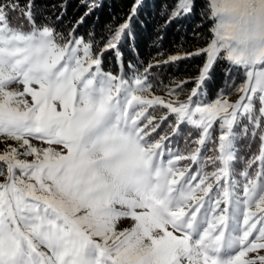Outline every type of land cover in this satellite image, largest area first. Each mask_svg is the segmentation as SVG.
<instances>
[{
  "label": "snow or ice",
  "instance_id": "1",
  "mask_svg": "<svg viewBox=\"0 0 264 264\" xmlns=\"http://www.w3.org/2000/svg\"><path fill=\"white\" fill-rule=\"evenodd\" d=\"M142 4L85 38L96 0L67 34L63 2L43 21L37 0H0V264H264V0H201L207 46L137 67L121 49ZM196 9L176 0L164 26ZM201 56L155 94L153 68ZM221 62L226 85L246 75L237 102L205 90ZM240 139L259 154L237 171Z\"/></svg>",
  "mask_w": 264,
  "mask_h": 264
},
{
  "label": "trees",
  "instance_id": "2",
  "mask_svg": "<svg viewBox=\"0 0 264 264\" xmlns=\"http://www.w3.org/2000/svg\"><path fill=\"white\" fill-rule=\"evenodd\" d=\"M65 4L63 9V25L62 30L65 34L75 19L80 17L85 8L84 0H37V11L43 21L59 15L61 12V3ZM101 5L97 8L93 15L87 18V22L79 28V34L88 38L89 32H94L96 36L102 34L106 25H118L128 16L134 0H96ZM176 0H143L139 13L132 23V35L128 37L127 42L122 46V53L125 63L132 64L135 62L137 67H142L153 58L164 59L169 55L177 52H191L197 47H206L210 42L205 37H209L210 25L200 15L201 0H197L196 14L190 18H180L173 20L165 27L168 15L165 9H171ZM115 18V19H114ZM58 23V22H57ZM12 24L15 26L17 20L12 18ZM199 26V27H198ZM198 30L202 33L200 39L193 36V31ZM183 46V47H181ZM162 54V55H158ZM205 57H196L192 59H183L178 64L162 65L160 68H153L151 81L154 85L156 95L163 96L165 99L170 97L166 94L167 89L163 85H168L173 77L177 80L185 78L193 79L197 76L201 66L205 63ZM115 57L109 53L104 57V68L108 71L115 72L117 70ZM227 64L224 62L217 63L213 70L210 71V79L205 82V90L210 98H215L220 89L229 92V96L233 95L234 90L241 88L246 82V75L241 71H233L229 81L234 80L230 86L225 84L224 68ZM163 81V85L160 82ZM160 85L159 87H156ZM193 83L185 85V91L179 96L180 101H186ZM158 113V112H157ZM160 114L157 115V119ZM164 126H167L166 124ZM190 129L185 128L184 136H187ZM195 134L190 139H193ZM179 144L181 151H184V138H174ZM246 140L240 142L244 146ZM248 150L258 151V140L253 141L251 147L248 143L245 146ZM260 163V162H259Z\"/></svg>",
  "mask_w": 264,
  "mask_h": 264
},
{
  "label": "rangeland",
  "instance_id": "3",
  "mask_svg": "<svg viewBox=\"0 0 264 264\" xmlns=\"http://www.w3.org/2000/svg\"><path fill=\"white\" fill-rule=\"evenodd\" d=\"M246 82H247V81H246ZM246 82H245V83H246ZM245 83H243V85H242L241 87H243ZM13 87H14V88H21L20 85H13ZM239 89H240V88H239ZM239 89H238V90H234V91H233V92H234L233 95H230V96H229V99H230L231 102H237V101L239 100V98H240L241 96L244 95V93L241 92ZM162 111H164V110L159 109V114H161ZM131 223H132V222H131L130 220H125V221H123V222L121 223L120 227H121V228L130 227V226H131Z\"/></svg>",
  "mask_w": 264,
  "mask_h": 264
}]
</instances>
